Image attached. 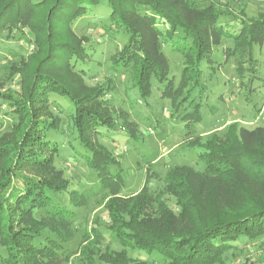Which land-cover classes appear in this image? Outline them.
Here are the masks:
<instances>
[{
  "label": "trees",
  "instance_id": "16d2710c",
  "mask_svg": "<svg viewBox=\"0 0 264 264\" xmlns=\"http://www.w3.org/2000/svg\"><path fill=\"white\" fill-rule=\"evenodd\" d=\"M198 2L0 0V31L27 28L36 46V52L17 68L18 92H0V102L7 106L3 114L12 120L11 136L0 140V246L5 248L0 264H43L42 259L57 258L69 234L73 212L55 204L51 196L70 185L53 169L59 148L47 135L59 128L61 120L50 110L55 103L52 95L73 102L68 118L88 151L83 155L85 165L96 172L101 187L121 185V175L108 169L119 165L117 156L95 139L117 125L107 103L100 100L104 88L84 82L89 53L73 29L77 19L93 17V9L103 6L105 16L84 21L106 33L127 35L113 68L129 69L142 96L150 93L152 76L165 84L164 94L172 100L189 86L173 102L179 109L200 83L201 62L210 61L213 47L222 39L232 38L237 53L264 41V17L243 18L239 31L231 33L218 23L219 13L211 5L201 7ZM159 24L165 26L163 31ZM164 39L184 58L177 88L168 80ZM181 118L186 126L200 121L199 104ZM189 146L202 149L198 156L206 166L203 171L187 165L168 167L165 190L175 197L177 213L162 206L155 216L143 215L146 198L141 193L129 202L110 198L105 202L107 227L122 245L160 252L164 264H222V255L236 248L237 241L264 239V126L246 128L234 122L222 136L213 133ZM81 195L71 189L70 204L77 205ZM40 209L47 216L36 218ZM95 234L103 237L100 231ZM83 254L85 261L79 264H104L85 250ZM108 259L105 264H156L128 258L123 251L109 254Z\"/></svg>",
  "mask_w": 264,
  "mask_h": 264
},
{
  "label": "rangeland",
  "instance_id": "374dc122",
  "mask_svg": "<svg viewBox=\"0 0 264 264\" xmlns=\"http://www.w3.org/2000/svg\"><path fill=\"white\" fill-rule=\"evenodd\" d=\"M198 1L201 7L211 5L219 13L218 23L231 33L239 31L243 18L264 17V0ZM104 10L103 6L94 8L93 17L77 19L73 29L88 48L84 82L90 87L104 88L100 100L107 103L117 125L116 130L102 132V136L97 135L95 139L117 156L119 165H109L108 169L112 174L121 175V185L101 187L96 172L85 165L83 155L88 151L77 140L68 118L73 102L64 96L52 95L58 107L53 102L50 110L61 120L59 128L47 135L59 148L53 169L69 180L70 185L67 191L51 193V196L55 204L72 210L74 216L67 222L69 234L62 242L59 256L42 259L43 264H79L85 261L84 250L95 262L104 264L109 261V254L121 251L131 259L164 264L166 258L156 250H139L116 241L107 227L105 202L110 198L129 202L141 193L146 198L143 215L155 216L162 206L177 213L175 197L165 190L164 176L168 167L187 165L203 171L206 166L198 156L202 149L191 148L189 143H202L213 133L222 136L225 127L234 122L246 128L264 126V41L253 43L251 50L237 53L233 52L232 38L222 39L213 47L210 61L201 62L200 83L191 90L189 100L175 109L173 102L176 103L189 86L173 101L164 94L165 84L152 76L151 91L142 96L129 69L113 68L114 58L127 35L121 31L106 33L84 21L99 20L105 16ZM159 27L162 31L165 29L163 24ZM20 32L24 37H20ZM162 51L168 62V80L177 88L184 58L173 50L169 39L162 42ZM35 52L34 36L27 28L7 27L0 31V92H18L20 74L17 68ZM195 103L199 104L201 119L186 126L188 122L181 115L191 111ZM6 109L7 106L0 102V140L12 134V120L3 114ZM71 189L82 194L77 205L69 202ZM34 216L42 218L47 212L36 210ZM98 231L103 237L95 234ZM44 234L52 235L49 231ZM0 254H5L2 246ZM222 257V264H264V239L255 242L241 239L236 242V248Z\"/></svg>",
  "mask_w": 264,
  "mask_h": 264
}]
</instances>
